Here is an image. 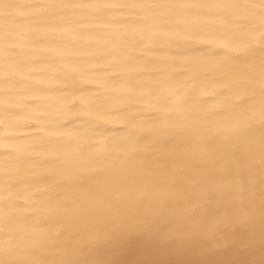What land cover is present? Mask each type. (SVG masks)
<instances>
[{"label": "bare ground", "instance_id": "obj_1", "mask_svg": "<svg viewBox=\"0 0 264 264\" xmlns=\"http://www.w3.org/2000/svg\"><path fill=\"white\" fill-rule=\"evenodd\" d=\"M258 4L0 0V242L46 236V206L66 198L94 209L80 228L129 234L86 259L264 264ZM144 126L178 137L180 155L138 164L127 133ZM148 219L233 242L163 241Z\"/></svg>", "mask_w": 264, "mask_h": 264}, {"label": "clouds", "instance_id": "obj_2", "mask_svg": "<svg viewBox=\"0 0 264 264\" xmlns=\"http://www.w3.org/2000/svg\"><path fill=\"white\" fill-rule=\"evenodd\" d=\"M127 135L138 143L137 134L130 131ZM93 211V207L88 202L75 201L74 203L70 202L69 207L50 212L54 227L47 232L46 236L22 237L21 243L26 245L25 247L16 243L14 236H10L7 241L0 242V264H35L42 260L49 261L50 264H77V262L101 264V262H105L101 259H86L84 250L90 247L116 246L129 238V234L122 232L116 224H105L99 228L88 230L80 228L83 218ZM144 231L158 234L163 241L172 239L205 240L213 249L227 247L233 242V234L226 236L223 241H218L215 237L208 235L178 232L166 224L155 223L152 219L145 221ZM105 233H110V235L105 238ZM41 248H47L48 255L37 259L35 258L36 253Z\"/></svg>", "mask_w": 264, "mask_h": 264}, {"label": "snow or ice", "instance_id": "obj_3", "mask_svg": "<svg viewBox=\"0 0 264 264\" xmlns=\"http://www.w3.org/2000/svg\"><path fill=\"white\" fill-rule=\"evenodd\" d=\"M258 7L261 10L262 31L260 35L262 37V43L259 56L261 64L262 97H264V0H259ZM237 99H242V97H237ZM262 103H264V100H262ZM262 118H264V110H262ZM141 133V135H137L138 143L133 140V142L138 145L137 152L134 156V159L138 164H144L149 160H152L158 161L159 165L163 166L168 162L169 157L180 155L179 138L164 128L144 126L141 128ZM94 171L102 173L104 169L102 167H98L97 169H94ZM66 179L77 180L80 179V177L72 176L66 177ZM77 190L84 191L86 189L84 186L80 185L77 186ZM70 202L74 203L75 200L60 198L56 201V203L46 206L47 211L53 212L69 207ZM109 235L110 233H105V238H107ZM35 264H50V262L42 260L35 262ZM77 264H88V262H77ZM101 264H106V262H101Z\"/></svg>", "mask_w": 264, "mask_h": 264}]
</instances>
